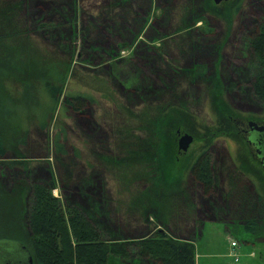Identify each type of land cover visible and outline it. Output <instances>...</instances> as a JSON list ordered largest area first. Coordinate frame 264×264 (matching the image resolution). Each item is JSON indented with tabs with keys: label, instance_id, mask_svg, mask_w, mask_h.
Wrapping results in <instances>:
<instances>
[{
	"label": "rangeland",
	"instance_id": "1",
	"mask_svg": "<svg viewBox=\"0 0 264 264\" xmlns=\"http://www.w3.org/2000/svg\"><path fill=\"white\" fill-rule=\"evenodd\" d=\"M1 1L18 5L25 22L14 31L0 16V264L26 257L3 238L31 248L27 179L85 209L109 242L131 244L161 231L192 242L195 264H264V177L247 159L251 147L239 129L264 122V103L248 89L256 72L244 44L264 18V0H127L133 11L114 0H72L65 16L49 8H65L67 0ZM190 72L204 78L186 84ZM61 76L63 95L93 99L81 112L63 111V97L53 113L45 109L43 83ZM212 78L211 87L204 83ZM165 107L153 126L149 114ZM42 118L45 131L37 126ZM177 126L193 137L184 152ZM25 130L28 146L19 148ZM58 134L66 153L56 158ZM203 151L215 195L204 196L189 172ZM233 167L250 195L231 183ZM232 238L241 244L238 262L229 255ZM128 261L110 254L108 264Z\"/></svg>",
	"mask_w": 264,
	"mask_h": 264
},
{
	"label": "trees",
	"instance_id": "2",
	"mask_svg": "<svg viewBox=\"0 0 264 264\" xmlns=\"http://www.w3.org/2000/svg\"><path fill=\"white\" fill-rule=\"evenodd\" d=\"M67 1L68 2L64 5L65 8L57 6L54 9L49 8V11L62 16L67 15L72 12L75 7L73 4L74 0L73 2H71L72 0ZM126 1L127 0H114L113 2H116L114 4L115 7L120 5L124 7L133 0H128V3L125 4ZM107 2H109V0ZM1 3L0 16L4 21L3 24L5 25L6 22L8 27L15 31V27H19V24L23 25L25 22L24 18H20V20L17 18L16 11H18L17 9H20V7L14 3L9 4L5 1H1ZM18 3L21 4V1ZM131 3L130 6L128 5L129 8L132 7ZM107 5L110 6L112 4ZM109 6H106L105 9L107 10ZM131 9L132 8H130V11H133ZM129 14L128 17L133 20V15L131 16ZM41 18H39V20ZM64 20L68 23L65 18ZM120 27L121 26L114 27L113 32L121 30ZM26 30L25 28L23 31L27 34L28 32ZM90 32L91 31H85L84 34H82V39L86 41V43L92 36ZM244 44L254 57L253 73L256 72V76L252 75V79L248 81V89H250L255 99L264 103V18H258L256 25ZM107 53H111V50H108ZM180 71L182 72V70ZM176 72H178V70ZM64 78L65 77L61 76L57 81L52 80L43 83L44 96L46 98L45 109H47L49 113L54 112L62 97L63 101L61 107L63 111L65 110L70 113L81 112L86 105L93 100L87 94L75 93L63 95L62 84ZM202 78H204L202 75H195L190 72V78L188 76L184 81L186 84L194 83V81L198 83ZM204 83L211 87L213 78L209 83L204 79ZM206 85H204V87ZM237 86V84L233 86L234 90L237 89ZM145 89L148 90L146 87ZM178 104L181 105L182 109H188V112H190L189 108L186 106V100L178 102ZM166 110L165 107L155 116H152L154 113L149 114L153 126H156L160 120V115ZM149 115L147 116L149 117ZM37 123L40 131H45L48 125L47 119L42 118L38 120ZM27 130L24 131L18 143L19 148L28 146ZM153 130H155L154 127ZM177 130H180L178 126L175 127L174 134L175 132L177 134ZM61 134L63 138L65 131L62 130ZM51 146L56 158L66 153L65 145L63 142H60L59 134L54 137ZM4 153L5 149H3L0 143V158L4 157ZM6 167L10 169V167ZM229 171L231 172L229 176L231 183H233V185H241V187L248 191L246 193L250 195L249 189L243 184L244 182L242 183L244 180L239 177L240 173L236 171L234 167ZM189 172L192 179L201 187L204 196L208 193H211V195L217 194V192L214 193V191L217 190L214 189V171L208 151H203L197 156L189 167ZM83 186L85 187L86 185L84 184ZM25 187L31 196L27 209L28 214L26 222L31 248H28L22 242L14 239H3L15 241L25 246L32 257L33 264H108L110 254L121 257L124 262L128 261V258L134 257L133 259L137 261V264H195L194 245L192 242L185 241V239L174 240L161 231L154 232V237L141 238L136 242L133 241L131 244L125 242H109L104 237L97 222L92 219L85 209L77 204H63L62 200L52 194L48 183L42 180L27 179ZM183 195L179 197H183ZM240 195L241 194L236 197ZM234 197L235 196H233V198ZM214 200H216V198ZM145 221H147V219H145ZM186 221H188V219H186ZM128 262H130L128 264H133L130 259Z\"/></svg>",
	"mask_w": 264,
	"mask_h": 264
},
{
	"label": "water",
	"instance_id": "3",
	"mask_svg": "<svg viewBox=\"0 0 264 264\" xmlns=\"http://www.w3.org/2000/svg\"><path fill=\"white\" fill-rule=\"evenodd\" d=\"M222 1H227V0H213L215 4H218ZM248 125L251 127L252 130H255L258 135L253 137L251 141L255 143V145L258 147L259 155L264 157V125H257L255 122L250 121ZM179 133V138H178V150L181 152H184L187 150L189 144L192 142L193 137L188 134H180L179 131H177V134ZM15 242V241H14ZM19 247L24 250L25 252V260L19 261L17 264H33V260L31 255L29 254L28 250L20 243L16 242Z\"/></svg>",
	"mask_w": 264,
	"mask_h": 264
},
{
	"label": "flooded vegetation",
	"instance_id": "4",
	"mask_svg": "<svg viewBox=\"0 0 264 264\" xmlns=\"http://www.w3.org/2000/svg\"><path fill=\"white\" fill-rule=\"evenodd\" d=\"M252 121L255 122L257 125H264L263 121H256V120H248V122L246 124L241 123L239 125V129H240V133L243 134L244 137L243 141L246 142L247 146L251 147V150L245 146V150L247 152V156H248V160L250 161V159H252L254 161V163H251V165L254 167V169L261 174V176L264 177V157L259 155V149L258 147L255 145V143H253V141H251V139L255 136L258 135V133H256L255 130H252L251 127L248 125V123ZM254 164V165H253ZM3 252H5L4 250H2L0 252V255L3 254ZM6 264H10V260L6 261Z\"/></svg>",
	"mask_w": 264,
	"mask_h": 264
},
{
	"label": "built area",
	"instance_id": "5",
	"mask_svg": "<svg viewBox=\"0 0 264 264\" xmlns=\"http://www.w3.org/2000/svg\"><path fill=\"white\" fill-rule=\"evenodd\" d=\"M228 242H229V246H230L229 255L234 258L235 262H238L241 258V256L239 255V252H238V249H241V244L237 239H234V238L230 239Z\"/></svg>",
	"mask_w": 264,
	"mask_h": 264
},
{
	"label": "crops",
	"instance_id": "6",
	"mask_svg": "<svg viewBox=\"0 0 264 264\" xmlns=\"http://www.w3.org/2000/svg\"><path fill=\"white\" fill-rule=\"evenodd\" d=\"M229 248H230V246H229ZM229 250H230V249H229ZM252 256H255V255H252ZM252 256H251V257H252Z\"/></svg>",
	"mask_w": 264,
	"mask_h": 264
}]
</instances>
